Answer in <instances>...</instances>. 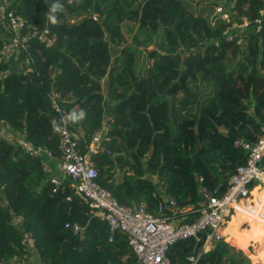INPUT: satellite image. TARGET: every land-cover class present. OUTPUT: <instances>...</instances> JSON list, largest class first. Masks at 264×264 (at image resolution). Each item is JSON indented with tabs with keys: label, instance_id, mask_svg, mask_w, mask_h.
<instances>
[{
	"label": "trees",
	"instance_id": "obj_1",
	"mask_svg": "<svg viewBox=\"0 0 264 264\" xmlns=\"http://www.w3.org/2000/svg\"><path fill=\"white\" fill-rule=\"evenodd\" d=\"M63 2L55 25L46 16L50 0L0 2L3 21L12 12L55 36L51 45L32 37L25 51L2 53L6 31L0 30V128L12 137L0 133V264H135L126 236L115 231L108 240L107 224L89 212L69 179L50 182L60 149L49 96L67 112L86 109L83 121L67 124L81 148L111 118L109 140L91 159L97 182L118 202L133 209L134 195L152 215L192 222L204 204L200 188L221 195L245 161L247 151L235 140L254 141L264 125V15L260 29H246L236 44L224 40L227 22L213 16L214 7L223 6L230 19L252 20L262 1ZM177 32L188 43L181 50ZM18 136L51 151L50 171L16 145ZM239 206L195 264H264L247 249L250 239L257 241L250 232L252 198ZM240 220L248 221L247 231ZM22 230L34 238L31 251L21 243ZM206 234L173 242L169 264H190Z\"/></svg>",
	"mask_w": 264,
	"mask_h": 264
},
{
	"label": "built area",
	"instance_id": "obj_2",
	"mask_svg": "<svg viewBox=\"0 0 264 264\" xmlns=\"http://www.w3.org/2000/svg\"><path fill=\"white\" fill-rule=\"evenodd\" d=\"M259 15L249 20L241 17L240 21L230 19L229 13L221 5L214 7L213 16L227 22L222 31L225 41H235L236 44L242 42L246 29H260L261 18L264 15V0ZM4 2L5 0H0ZM6 21L0 17V30L6 31L5 41L2 45V53L22 52L26 49V42L35 37L45 45L53 44L55 36L49 35L47 29H37L29 26L25 19L12 12L6 13ZM212 22L214 19H211ZM264 75V72H263ZM55 114L52 117L57 121L53 125V130L59 134L60 157L57 162L58 174L50 176L49 180L54 185L59 184L62 179H69L75 194L80 196L88 205L90 213H96L100 219L108 226V240L112 239V234L119 231L126 236L127 245L135 257V264H169L166 252L168 247L178 239L188 237L197 238L198 235L207 231L201 249L195 255H190L188 261L195 264L198 256L202 252L211 249L214 240L221 239L219 232L226 221L236 209V205L245 201L249 196L253 185L260 183L264 170L261 167V160L264 154V125L260 126L259 134L254 141L244 139L235 140V145L241 146L247 151L245 161L235 167L234 172L228 178L226 190L219 196L209 193L205 187L200 188L204 198V204L199 209V215L189 223H177L168 220L167 217L152 215L146 212L141 205L138 209L130 208L115 198L106 188L102 187L96 180L97 170L91 159V154L98 149L103 150V142L109 140L107 130L109 128L110 117H105L100 128L96 129L88 143H83L80 147L76 139L72 137L67 124L61 121V117L67 112L65 108L58 105L56 97L50 95ZM0 133L4 137L11 139L10 135L4 134V128H0ZM15 143L26 154L40 160L43 171H50V162L56 157L51 151L34 146L22 136L15 138ZM107 150V149H106ZM109 152V150H107ZM201 180V177L198 178ZM164 201L173 206L174 201L170 197H164ZM162 204L157 207L160 212ZM65 227H70L73 234L80 230L75 223H64ZM21 243L28 251L34 249V238L30 232L22 230ZM3 264H18L14 260H8Z\"/></svg>",
	"mask_w": 264,
	"mask_h": 264
},
{
	"label": "clouds",
	"instance_id": "obj_3",
	"mask_svg": "<svg viewBox=\"0 0 264 264\" xmlns=\"http://www.w3.org/2000/svg\"><path fill=\"white\" fill-rule=\"evenodd\" d=\"M64 9L63 0H50L46 16L49 24L55 25L57 23V14L62 12ZM87 115L86 109L80 108L78 110L69 111L61 117V121L66 125L68 123L77 124L83 121ZM52 124L55 126L57 121L53 118Z\"/></svg>",
	"mask_w": 264,
	"mask_h": 264
},
{
	"label": "rangeland",
	"instance_id": "obj_4",
	"mask_svg": "<svg viewBox=\"0 0 264 264\" xmlns=\"http://www.w3.org/2000/svg\"><path fill=\"white\" fill-rule=\"evenodd\" d=\"M123 36H124V41H129V39H130V35H128V34H126L125 32H123ZM177 36H178V42H179V48L178 49H183L184 48V46H187L188 45V43L186 42V41H184L183 39H182V37H181V35H180V33L179 32H177ZM169 40L171 41V42H173V38H172V36L170 35V33H169ZM17 56V55H16ZM15 56V57H16ZM14 57V58H15ZM17 58V57H16ZM17 61L19 62V59H17ZM227 62H228V59H227ZM20 63V62H19ZM22 63H20L19 65H21ZM19 67V66H18ZM21 68V67H20ZM154 181H155V177H154V179H153ZM257 189V187H255L254 188V190H253V194H254V192H255V190ZM262 193V192H261ZM262 195V194H261ZM249 197V196H248ZM263 201V200H262ZM255 205V206H254ZM253 206H254V209H253V216L257 213V209H258V207L256 206V204L254 203L253 204ZM241 221V223L239 224V226H241L243 229L242 230H248V226L247 227H245L244 226V223H246V220H240ZM247 224H248V221H247ZM244 226V227H243ZM251 232V231H250ZM252 237H253V235H251ZM250 241H253V240H251L250 239ZM257 241L259 242V245H258V248L256 249V251L255 252H253L256 256H257V260H259L260 261V258H259V254L264 250V230H263V233H261L260 234V236H258L257 237ZM235 245V244H234ZM235 247H236V245H235ZM237 248V247H236ZM250 249V248H249Z\"/></svg>",
	"mask_w": 264,
	"mask_h": 264
},
{
	"label": "crops",
	"instance_id": "obj_5",
	"mask_svg": "<svg viewBox=\"0 0 264 264\" xmlns=\"http://www.w3.org/2000/svg\"><path fill=\"white\" fill-rule=\"evenodd\" d=\"M258 184V183H257ZM255 184V185H253V187L251 188V191H250V194H249V197H247L246 199H251L252 198V205L255 203L256 204V206L258 207V204L260 203V202H262V200L264 201V199H262L261 197H262V195L261 194H263L264 193V183H261V184ZM255 187H257V189L255 190V192H254V194H252V191L254 190V188ZM262 192V193H261ZM245 203V201H242V202H240L239 204H244ZM255 206V205H254ZM234 214V211H233V213L230 215V216H232ZM256 218H257V214H255L254 216H253V219H252V221H251V223H250V231H251V226H252V224H253V222H255V220H256ZM227 222V220L224 222V223H226ZM244 226L245 227H247L248 226V228H249V225L247 224V220H246V223H244ZM261 234V233H260ZM258 236H255L254 238H257ZM258 245H259V242L258 241H251L250 243H249V245L247 246V249L249 250V251H251V252H255L256 251V249L258 248ZM250 248V249H249Z\"/></svg>",
	"mask_w": 264,
	"mask_h": 264
},
{
	"label": "bare ground",
	"instance_id": "obj_6",
	"mask_svg": "<svg viewBox=\"0 0 264 264\" xmlns=\"http://www.w3.org/2000/svg\"><path fill=\"white\" fill-rule=\"evenodd\" d=\"M264 183V174L262 175L261 182L258 184ZM257 184V185H258ZM240 204L236 205L239 206ZM239 212H241V207H238ZM257 218L255 222H253L251 226V235L253 237L255 236H260V233H263L264 230V201L260 202L258 204V209H257ZM260 261L264 263V252H261L259 254Z\"/></svg>",
	"mask_w": 264,
	"mask_h": 264
},
{
	"label": "water",
	"instance_id": "obj_7",
	"mask_svg": "<svg viewBox=\"0 0 264 264\" xmlns=\"http://www.w3.org/2000/svg\"><path fill=\"white\" fill-rule=\"evenodd\" d=\"M22 78H23V76H22ZM7 98L9 99V96H7ZM129 198L131 199V201H132V203H133V208H134L135 210H137L138 207H139V205H138V203L136 202V200L134 199V195H130ZM79 235H80V245H81V244H82V241H81V239H82V232H80Z\"/></svg>",
	"mask_w": 264,
	"mask_h": 264
}]
</instances>
